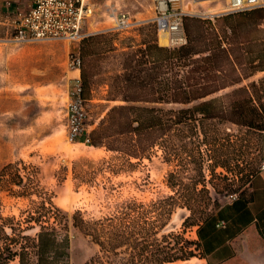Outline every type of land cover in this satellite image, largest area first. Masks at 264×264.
<instances>
[{
  "label": "rangeland",
  "instance_id": "1",
  "mask_svg": "<svg viewBox=\"0 0 264 264\" xmlns=\"http://www.w3.org/2000/svg\"><path fill=\"white\" fill-rule=\"evenodd\" d=\"M87 1L93 7L92 15L84 23L88 31L112 25L113 12L127 11L145 20L129 32H99L112 36L117 50L90 57L93 67L85 96L93 132L108 108L118 102L106 99L108 77L120 67L114 55L122 50L128 37L139 39L145 32L142 28L154 24L150 19L155 16V0ZM225 2L183 0L182 5L186 10L202 13L224 7ZM190 17L200 19L192 22L193 28L202 21L216 29L223 27L220 16L213 20ZM155 29L158 43L173 47L167 40L164 42V33L159 34L156 26ZM227 35L223 46L228 47L234 63L222 59L218 79L222 84L231 78L237 82L207 98L219 97L224 109L231 101L246 95L257 102L264 101V18L254 31L240 28L231 33L227 29ZM8 37L0 38V168L8 162L15 163L22 176V188L29 190L27 194H17L1 188L0 213L14 217L13 221L22 226L28 224L30 213L40 215L41 220L50 218V222L55 215L61 221L65 219L70 236L69 264H84L99 251L89 235L72 225L71 215L76 210L81 211L84 219H97L114 212L122 202L135 200L141 204L143 214L152 218L155 215L152 201L170 194L177 197L179 192H190L196 187L202 190L193 194L188 206L181 201L170 205L172 213L165 227V231L195 240L196 225L189 222L199 223L233 197L247 192L251 179L260 171L261 131L227 120L209 121L207 138L199 144L189 127L184 128L186 134L182 139L173 130L170 158L158 145L143 157L128 160L105 145L69 142L65 106L74 73L67 66V57L73 45L62 39L15 43L7 41ZM197 146L202 150L200 158L195 152ZM186 216L189 220L183 226ZM29 223L35 228L26 233L33 235L37 226L34 221ZM53 224L59 229L56 221ZM176 262L205 264L198 256L173 263ZM10 264H18L17 258Z\"/></svg>",
  "mask_w": 264,
  "mask_h": 264
},
{
  "label": "trees",
  "instance_id": "2",
  "mask_svg": "<svg viewBox=\"0 0 264 264\" xmlns=\"http://www.w3.org/2000/svg\"><path fill=\"white\" fill-rule=\"evenodd\" d=\"M220 17L223 18V27L216 29L211 24L204 25L206 21L193 28L192 22L200 19L186 16L183 21L186 42L179 46L160 45L154 24L143 27L145 32L139 39L128 37L122 50L114 55L120 67L109 75L107 82L106 99L118 102L108 108L97 130L92 132L91 144L105 145L108 150L117 151L128 160L141 158L158 145L170 158L173 154L170 143L173 130H177L182 139L186 134L184 128L189 127L198 144L207 138L209 121L227 120L264 130V101L257 102L251 95H246L231 101L224 109L219 104V97L207 98L220 88L237 82L231 78L222 84L218 79L221 60L234 63L228 47L223 46L228 39L227 29L231 33L240 28L256 30L264 18V8ZM78 49L85 95L93 67L90 57L109 54L117 48L112 36L94 33L84 36ZM195 152L198 158L202 156L200 146ZM171 176L170 172L169 180ZM13 185L19 189H13ZM170 186L173 189L174 185L170 183ZM1 188L11 193H28L29 189L22 188V176L15 163L8 162L0 168ZM201 190L194 187L190 192H179L177 197L170 194L152 201L150 205L155 210L152 218L143 214L141 204L135 200L124 201L114 212L97 219H84L81 211L76 210L71 215L72 225L89 235L99 246L98 253L84 264H165L193 256L203 257L197 240L165 231L172 213L170 205L181 201L188 206L193 194ZM56 210L60 209L56 207ZM39 216L30 213L28 224L22 226L20 222L13 221L14 217H4L0 213V264H10L15 258L18 264H69L68 222L57 219V215L53 216L52 222L50 218L41 220ZM210 216H204L200 222ZM188 220L189 216H186L182 225L185 226ZM31 221L37 226L33 235L26 233L35 228L29 223ZM54 221L59 224V229ZM199 223L189 222L196 226Z\"/></svg>",
  "mask_w": 264,
  "mask_h": 264
},
{
  "label": "built area",
  "instance_id": "3",
  "mask_svg": "<svg viewBox=\"0 0 264 264\" xmlns=\"http://www.w3.org/2000/svg\"><path fill=\"white\" fill-rule=\"evenodd\" d=\"M182 2L183 0H155V16L150 19L157 30L164 27L167 44L173 47L186 42L183 30L186 16L213 20L228 13L264 8V0H226L224 7L197 13L184 9ZM92 13L93 7L87 0H32L26 10L18 12L12 33L6 39L15 43L62 39L73 45L67 57V66L74 74L70 78L68 101L65 106L66 139L72 143L87 145L91 144L93 126L90 123L87 98L83 91L79 43L89 34L129 32L145 22L127 11H119L111 14L112 25L86 31L84 23ZM260 169H264V162L261 163ZM220 225H223V222Z\"/></svg>",
  "mask_w": 264,
  "mask_h": 264
},
{
  "label": "crops",
  "instance_id": "4",
  "mask_svg": "<svg viewBox=\"0 0 264 264\" xmlns=\"http://www.w3.org/2000/svg\"><path fill=\"white\" fill-rule=\"evenodd\" d=\"M31 3L32 0H0V38L12 33L18 12ZM261 152L264 162V130ZM195 240L205 264H264V169L253 176L247 192L227 201L196 226Z\"/></svg>",
  "mask_w": 264,
  "mask_h": 264
},
{
  "label": "bare ground",
  "instance_id": "5",
  "mask_svg": "<svg viewBox=\"0 0 264 264\" xmlns=\"http://www.w3.org/2000/svg\"><path fill=\"white\" fill-rule=\"evenodd\" d=\"M158 32H159V34H160V33H161V34L164 33V38H165V39H164V42H166V31H165V29L163 28L162 30H159ZM173 264H182V263L176 262V263H173Z\"/></svg>",
  "mask_w": 264,
  "mask_h": 264
}]
</instances>
